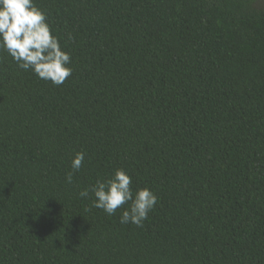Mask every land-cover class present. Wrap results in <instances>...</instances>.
Segmentation results:
<instances>
[{"label": "trees", "instance_id": "1", "mask_svg": "<svg viewBox=\"0 0 264 264\" xmlns=\"http://www.w3.org/2000/svg\"><path fill=\"white\" fill-rule=\"evenodd\" d=\"M261 1L35 0L73 71L0 52V264H264ZM116 168L142 226L79 195Z\"/></svg>", "mask_w": 264, "mask_h": 264}, {"label": "clouds", "instance_id": "2", "mask_svg": "<svg viewBox=\"0 0 264 264\" xmlns=\"http://www.w3.org/2000/svg\"><path fill=\"white\" fill-rule=\"evenodd\" d=\"M0 52L6 53L24 71H31L38 78L61 85L72 74L71 57L62 49L53 34L46 13L35 0H0ZM85 153L76 152L71 160L73 172H78ZM68 183L72 174L67 175ZM92 193V207L107 215L128 204L120 215L121 224L142 226L148 213L157 204V195L148 187L132 188V177L123 168H116L111 177L97 180L90 188L82 190L83 198Z\"/></svg>", "mask_w": 264, "mask_h": 264}, {"label": "rangeland", "instance_id": "3", "mask_svg": "<svg viewBox=\"0 0 264 264\" xmlns=\"http://www.w3.org/2000/svg\"><path fill=\"white\" fill-rule=\"evenodd\" d=\"M260 4H261L262 6H264V0H262V1L260 2Z\"/></svg>", "mask_w": 264, "mask_h": 264}]
</instances>
